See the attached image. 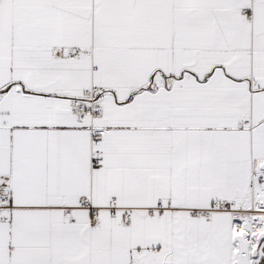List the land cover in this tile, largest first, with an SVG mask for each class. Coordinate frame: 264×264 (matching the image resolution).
<instances>
[{
  "label": "snow or ice",
  "instance_id": "1",
  "mask_svg": "<svg viewBox=\"0 0 264 264\" xmlns=\"http://www.w3.org/2000/svg\"><path fill=\"white\" fill-rule=\"evenodd\" d=\"M0 264H264V0H0Z\"/></svg>",
  "mask_w": 264,
  "mask_h": 264
}]
</instances>
